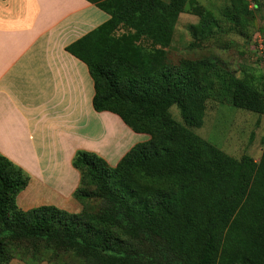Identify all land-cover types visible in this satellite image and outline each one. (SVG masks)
Segmentation results:
<instances>
[{
	"label": "trees",
	"instance_id": "16d2710c",
	"mask_svg": "<svg viewBox=\"0 0 264 264\" xmlns=\"http://www.w3.org/2000/svg\"><path fill=\"white\" fill-rule=\"evenodd\" d=\"M86 1L109 18L66 51L88 68L94 111L149 138L113 167L74 153L76 213L19 209L29 176L0 155V264H264V141L257 161L234 158L191 130L202 125L205 101L220 95L216 87L232 107L257 115L263 88L251 73L219 74L207 59L167 60L180 14L197 17L194 39L212 35L218 19L197 0ZM224 1L220 17L245 23L248 1Z\"/></svg>",
	"mask_w": 264,
	"mask_h": 264
},
{
	"label": "crops",
	"instance_id": "0c3cea01",
	"mask_svg": "<svg viewBox=\"0 0 264 264\" xmlns=\"http://www.w3.org/2000/svg\"><path fill=\"white\" fill-rule=\"evenodd\" d=\"M108 18L86 0H0V155L29 176L15 198L21 210L78 212L74 153H95L113 167L149 138L94 111L88 68L66 51Z\"/></svg>",
	"mask_w": 264,
	"mask_h": 264
},
{
	"label": "rangeland",
	"instance_id": "374dc122",
	"mask_svg": "<svg viewBox=\"0 0 264 264\" xmlns=\"http://www.w3.org/2000/svg\"><path fill=\"white\" fill-rule=\"evenodd\" d=\"M257 1L258 6L244 16L245 23L234 25L220 17L221 10L226 5L224 0H197L218 19V24L209 37L194 39L189 26L197 22V17L188 13L180 14L172 43L168 47V62L177 64L182 59H207L214 63L219 74L229 73L241 77L244 72L251 73L255 77V84L263 88L264 103V67L253 55L251 47L255 34L264 40V0ZM185 12H190L188 6L185 7ZM216 90L220 95L205 101L202 125L191 130L234 158L247 154L257 161L264 141V114L257 115L234 108L227 102L223 90L217 87ZM169 112L175 121L181 122L176 106H172Z\"/></svg>",
	"mask_w": 264,
	"mask_h": 264
},
{
	"label": "built area",
	"instance_id": "2783aa9c",
	"mask_svg": "<svg viewBox=\"0 0 264 264\" xmlns=\"http://www.w3.org/2000/svg\"><path fill=\"white\" fill-rule=\"evenodd\" d=\"M248 1V8L252 9L253 8V3L252 0H247ZM252 52L255 58L259 61V63L264 67V40L263 38L255 34L254 37H252Z\"/></svg>",
	"mask_w": 264,
	"mask_h": 264
}]
</instances>
